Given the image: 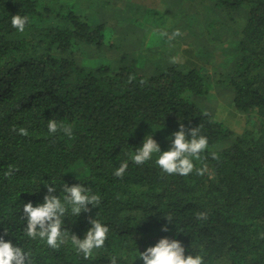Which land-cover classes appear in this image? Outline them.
<instances>
[{"label": "trees", "instance_id": "1", "mask_svg": "<svg viewBox=\"0 0 264 264\" xmlns=\"http://www.w3.org/2000/svg\"><path fill=\"white\" fill-rule=\"evenodd\" d=\"M209 1V9L224 14L218 24L205 17L206 26L231 31L216 47L232 55L227 70H206L198 45L206 67L170 60L142 74L126 62L112 63L113 70L102 64L112 46L105 21H88L64 0H0V237L32 251L34 264H110L112 256L117 264H143L138 252L162 238L180 241L185 256L201 255L205 264H264V0ZM18 14L28 17L23 33L11 25ZM197 19L185 24L183 40L194 50L189 35L196 33L198 43L203 38L193 29ZM213 84L232 93L228 105L250 127L236 133L201 105ZM52 118L71 127V138L48 132ZM181 124L186 132L200 126L208 139L204 158L194 160L196 168L206 166L204 175H168L155 163L158 154L143 165L132 161L146 136L169 150ZM125 161L123 178L115 177ZM48 184L61 199L64 184L101 195L99 208L64 218V229L79 239L89 219L109 227L93 259L78 255L70 239L53 250L25 235L23 205L42 204ZM198 212H207V220H198Z\"/></svg>", "mask_w": 264, "mask_h": 264}, {"label": "clouds", "instance_id": "2", "mask_svg": "<svg viewBox=\"0 0 264 264\" xmlns=\"http://www.w3.org/2000/svg\"><path fill=\"white\" fill-rule=\"evenodd\" d=\"M28 24V17L15 15L12 16L11 25L18 32L23 33ZM161 37H167L169 41L182 35L179 29L175 30L171 36L167 32H160ZM175 62V58L173 61ZM134 76L129 77V82L134 80ZM143 83V81H141ZM48 132L55 135L58 131H62L71 138L72 129L70 126L63 124L55 118L47 122ZM13 131H18L21 136L27 137L29 132L24 127L18 129L14 126ZM171 147L167 151L161 152L159 144L152 136H146L141 147L135 150V154L131 157L136 165H143L149 162L154 154H158L155 160L156 165L168 175L188 176L193 171L197 175H204L206 166L196 168L195 161H201L203 153L208 148V139L201 135L200 126L185 131L183 124L180 125L179 131L172 134ZM212 157H219L213 153ZM128 162L120 164L119 168L114 171V176L123 178L128 169ZM14 169L10 166L4 173L6 179L11 178ZM47 195L44 196V202L37 206H33L31 202L23 205V217L26 218L25 235L31 240L39 239L45 242L47 247L53 250H59L65 242L70 239L78 255H82L84 259L94 258V253L105 247L108 240L110 229L101 223L97 218L89 219L91 228L87 231L83 239H79L75 234H70L64 229V218L69 212L78 217L81 213L90 211L89 205L93 208H99L102 203V197L98 193H93L90 187L83 184H75L62 186L63 199L53 195L57 191V187L53 184L45 186ZM198 220L206 221L207 212H198L196 215ZM171 223V216L166 218ZM162 231L167 232V227H163ZM7 235L8 232L5 231ZM143 261V264H205L204 257L201 255L185 256V248L181 242L176 239L162 238L155 246L148 247L143 253L138 252L136 260ZM0 264H34V255L32 251H26L20 246H14L11 241H5L0 237ZM110 264H117V257L110 258Z\"/></svg>", "mask_w": 264, "mask_h": 264}, {"label": "rangeland", "instance_id": "3", "mask_svg": "<svg viewBox=\"0 0 264 264\" xmlns=\"http://www.w3.org/2000/svg\"><path fill=\"white\" fill-rule=\"evenodd\" d=\"M64 1L68 2L77 13L84 12L89 18L88 21H91V18L94 23L105 21V41L110 40L109 45L112 44V46L111 51L102 59V64L107 65L111 70L115 68L112 63L122 65L123 62H126L129 67H134L137 72L146 74L150 71L149 65H153V67L157 64L166 65L175 58L176 65L190 66L189 60L191 62L193 59L196 60V63H193L196 64V67L201 64L205 67L208 65L206 70L213 73L218 69L219 72L226 71V65L231 62V53L225 56L218 48L216 50L219 40L223 42L220 45H224L225 34H229L231 31L227 30L226 32L224 28L216 29L215 26L213 28L207 27L205 24V17H209V20L218 24L224 14L220 9H209L213 5L209 0L203 2L200 0ZM102 3L107 6L101 7L100 4ZM186 15H188V19ZM197 17L195 27H192L201 30L203 38L202 42L198 43L196 33L189 35L190 40L194 39V50V48L187 47L183 40L186 39L184 34L188 33L185 31L187 28L185 24H189L190 19L194 20ZM184 18L187 19V22L184 21ZM177 29L181 31L182 35L171 41L167 37L159 35L160 32H167L171 36ZM197 33L200 34L199 31ZM216 35H219V38ZM198 45L203 49L202 53L205 56L203 59L208 60L207 65H204L203 59L196 55ZM93 64L91 59L86 62V65L91 66ZM222 64L223 66L220 68ZM153 70L155 71V69ZM212 80L216 81L213 78ZM218 89L223 91L225 86L219 88L215 87L214 84L210 86V95L202 101L201 105L209 111H214L216 115L212 112L209 113L236 133H241L246 127H250L246 123L245 117L234 113L228 105L229 102L231 103L232 93H219Z\"/></svg>", "mask_w": 264, "mask_h": 264}]
</instances>
